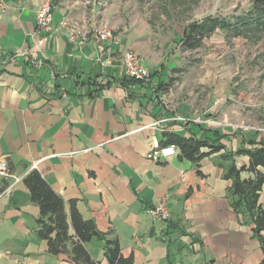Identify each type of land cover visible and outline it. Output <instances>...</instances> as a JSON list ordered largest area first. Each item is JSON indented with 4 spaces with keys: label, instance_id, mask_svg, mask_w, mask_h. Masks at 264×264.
<instances>
[{
    "label": "crops",
    "instance_id": "1",
    "mask_svg": "<svg viewBox=\"0 0 264 264\" xmlns=\"http://www.w3.org/2000/svg\"><path fill=\"white\" fill-rule=\"evenodd\" d=\"M3 1L0 157L21 180L0 178V194L13 185L0 198V264H70L66 256L50 255L38 235L40 209L23 182L34 169L66 201L68 214L75 201L82 216L94 220L104 239L94 238L86 247L103 264H109L105 242L115 239L134 264H261L255 225L228 196L232 182L219 166L224 151L198 163L180 151L165 161L150 155L171 134L217 135L232 151L264 142L262 109L252 119L234 104L215 107L216 88L198 105L195 92L175 85L177 58L166 54L165 63L150 58L141 44L150 27L128 11L130 0ZM46 2L54 6L53 29L38 34L36 12ZM67 15L90 28L109 22L120 45L100 56L92 38L71 43L58 27ZM130 50L152 71L151 81L124 75L122 60ZM235 161L248 166L249 157ZM162 200L171 211L165 223L146 214ZM260 204L264 207V186Z\"/></svg>",
    "mask_w": 264,
    "mask_h": 264
},
{
    "label": "trees",
    "instance_id": "2",
    "mask_svg": "<svg viewBox=\"0 0 264 264\" xmlns=\"http://www.w3.org/2000/svg\"><path fill=\"white\" fill-rule=\"evenodd\" d=\"M217 30L226 34L236 32L237 36H247L253 32L256 34L253 33V37L258 34L263 36L264 0H254L245 12L235 17H209L188 26L181 38L182 44L189 50H195ZM221 140L217 135L214 138L199 139L196 136L171 134L165 144L178 147L182 157L193 163L224 151L220 155L219 166L224 170L225 179L232 182L228 188V196L235 198L234 208L245 213L254 223L255 237L261 242L264 251V207L260 204L264 186V142L250 141L249 147L240 146L232 151ZM238 155L249 157L248 166H237L235 157ZM244 172L253 174V177L242 178ZM23 182L30 192L32 202L40 209L37 232L47 242L48 253L56 257L66 256L70 264H103L94 259L86 247L94 238L104 239L94 220H86L75 201L70 202L68 214L66 201L53 190L40 171L32 170ZM104 252L109 264H134L132 256L125 257L122 254L116 239L106 240ZM261 264H264V259Z\"/></svg>",
    "mask_w": 264,
    "mask_h": 264
},
{
    "label": "rangeland",
    "instance_id": "3",
    "mask_svg": "<svg viewBox=\"0 0 264 264\" xmlns=\"http://www.w3.org/2000/svg\"><path fill=\"white\" fill-rule=\"evenodd\" d=\"M253 1L130 0L127 9L150 27L149 37L141 40L150 58L158 63L167 62L166 54L178 59L176 86L185 93L195 92L200 106L207 103L206 96L216 88L219 97L215 107L234 104L253 119L255 110L262 109L264 115V35L253 37V32L237 36L236 32L217 30L195 50L187 49L181 39L188 26L209 17H235Z\"/></svg>",
    "mask_w": 264,
    "mask_h": 264
},
{
    "label": "built area",
    "instance_id": "4",
    "mask_svg": "<svg viewBox=\"0 0 264 264\" xmlns=\"http://www.w3.org/2000/svg\"><path fill=\"white\" fill-rule=\"evenodd\" d=\"M5 10L4 1L0 0V12ZM54 6L51 2L44 3L36 12V30L38 34L49 33L53 29ZM59 29L64 31L71 43L84 45L90 38L95 41L100 56H110L114 52L113 46L120 45L121 40L115 34L114 28L109 22H103L93 28L85 25L81 20L73 16H64L59 22ZM122 71L124 75L137 82H149L152 79V71L142 62L140 55L130 50L126 52L122 60ZM197 122H201L198 119ZM210 124H213L210 122ZM179 154V149L175 145H167L150 155L154 161H165ZM0 178L13 179L19 182L11 170L8 160L0 157ZM13 188L9 186L0 194V198L11 193ZM146 214L153 221L168 222L171 218V211L167 200L159 201L146 209Z\"/></svg>",
    "mask_w": 264,
    "mask_h": 264
}]
</instances>
